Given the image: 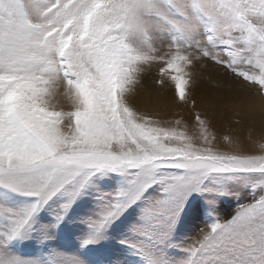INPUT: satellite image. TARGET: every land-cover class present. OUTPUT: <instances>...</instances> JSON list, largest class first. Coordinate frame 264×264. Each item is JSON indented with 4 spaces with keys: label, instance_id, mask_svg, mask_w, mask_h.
Listing matches in <instances>:
<instances>
[{
    "label": "snow or ice",
    "instance_id": "snow-or-ice-1",
    "mask_svg": "<svg viewBox=\"0 0 264 264\" xmlns=\"http://www.w3.org/2000/svg\"><path fill=\"white\" fill-rule=\"evenodd\" d=\"M157 65L154 83L175 82L184 105L195 107L197 66L264 96V0H0V264H41L8 246L49 202L63 198L67 210L110 174L123 184L97 197L82 246L139 206L136 239L123 243L146 264H264V143L256 154L255 142L218 137L201 112L190 134L183 118L138 111L134 98ZM237 173L252 198L169 256L193 194L232 195L207 182ZM10 196L32 200L12 207ZM49 260L84 264L70 253Z\"/></svg>",
    "mask_w": 264,
    "mask_h": 264
},
{
    "label": "rangeland",
    "instance_id": "rangeland-1",
    "mask_svg": "<svg viewBox=\"0 0 264 264\" xmlns=\"http://www.w3.org/2000/svg\"><path fill=\"white\" fill-rule=\"evenodd\" d=\"M158 67L159 65L154 66L144 75L141 87L146 84L145 79L147 80L148 78V85L151 82V86L157 92H165L164 90L169 92L171 90L173 92L171 101L174 102V106L180 107V109L168 114L167 111L161 109V105L151 98L140 103V105L145 106L143 108L134 103L135 108L140 112H146L154 116V118L163 120L183 118L188 123L189 133L194 134L197 131L195 128L194 114L196 112H206L205 109L200 107L193 113L191 111V102H189L188 105H184L182 102L180 103L175 82L165 81L164 88H160L156 85L154 80L158 78ZM195 71L199 73L197 80L202 79L210 84H216L217 82L220 85L228 86L234 92L232 96L234 95L236 98L230 101V105L234 108L233 111H235V113L233 112L234 115L231 116L233 120H224V112L221 110L222 115L220 117L222 118V124L220 130H217L216 126L213 124L212 131L216 133L218 137L231 135L234 138H239L240 141L243 139L249 143L255 142L256 154H259V144L264 143V129L260 133V136L255 137L253 135L255 127L250 122L248 126L242 128L244 131L241 132L242 130L240 131V128L237 127L239 118L236 117V115H238V113L239 115L246 114V110L239 108L241 105L237 106L238 103H244L241 98L243 95L247 96L250 94L261 98L263 100L262 109L260 108L262 111H264V96L246 88L238 87V83L240 82L236 81L233 77H226L222 70L214 69L211 65L208 69L199 68V66H197ZM189 87V85H186V92H188ZM149 89L152 88L150 87ZM156 91L153 92V95L156 94ZM242 91L246 92L241 95ZM192 92L193 89L191 90L189 99L196 100L192 96ZM175 101H178L179 104H175ZM168 105L170 106V103ZM63 107L65 111L74 110L71 108L70 104H65ZM190 114H193V116L191 117ZM213 114L214 113L211 112L209 115L205 114V116L211 119ZM246 119L248 118L246 117ZM233 122L236 126H231L230 123ZM241 134L244 135V138L240 136ZM122 184L123 178L119 175H98L95 178V185L90 187L87 194L78 199L69 209L64 210L61 208V204L64 202L63 198L58 197L56 200L49 202V204L35 216L25 236L21 239L12 241L8 246L9 253L20 257L36 258L41 261V264H51L49 257L56 252L77 255L84 261V264H146L145 260L135 248L129 246L127 243H123V241L126 240L136 239L131 229L139 220V206L129 209L119 220L108 227L97 243L88 245L87 247L82 246V240L91 231L88 220L90 217L96 215L100 205L103 203V201L97 199V197L102 192H111ZM207 186L210 188L223 187L234 194L219 195L217 191H210L203 195L193 194L189 203H194L195 211L188 215L181 216V222L177 224L173 236L174 246L168 250L169 256L180 257L183 255L180 250L181 246L187 243L190 237L195 236L200 229L214 222L217 216H230L238 206V203L252 198V188L249 186L247 177L243 173L233 174L219 182L209 180ZM97 188H99L100 191H97ZM150 191L154 192V189ZM6 199L8 205L12 207L27 204L32 200V198L24 196H10ZM185 212H188V208L185 209ZM61 214H63L64 217L62 221L57 219Z\"/></svg>",
    "mask_w": 264,
    "mask_h": 264
},
{
    "label": "bare ground",
    "instance_id": "bare-ground-1",
    "mask_svg": "<svg viewBox=\"0 0 264 264\" xmlns=\"http://www.w3.org/2000/svg\"><path fill=\"white\" fill-rule=\"evenodd\" d=\"M145 81L146 84L143 85V87H140L139 94L134 98V103L136 105H139L141 108H143L145 106L140 105V103H143L144 100L151 98L155 100L159 105H161V109L167 111L168 114H171L172 112H175L176 110L180 109V107L178 108L177 106H174L173 105L174 102L171 101V97L173 95V92L171 90L169 92L166 90H164L165 92L162 91L157 92L151 86L152 85L151 82L148 85L149 82L148 78L147 80L145 79ZM197 81H198L197 85L192 92L194 94V95L192 94V96L196 99L195 100L196 104L195 107L193 106L191 107V111L194 113L196 110H198L201 107L206 111V112H202L203 115L205 114L209 115L211 112H213L214 114L211 117L212 124L216 126L217 130L218 129L220 130V126L222 124V118L220 117L222 115L221 110H223L224 112L223 115L225 117L224 120L227 121L233 120V117L231 118V116L234 115L233 112L235 113V111H233L234 108L230 105V101L236 99L234 95L232 96L234 92L228 86L220 85L217 82L216 84L214 83L210 84L209 82H205L202 79ZM147 85L150 86L152 89H149L150 87H148ZM154 91H156V94L153 95ZM246 91H242L241 95H243ZM186 95H188V92H186ZM230 95L232 96V98ZM241 98L244 103L242 104L238 103L237 106L241 105V107L239 108H241L242 110H246V114L236 115V117H238L240 120V123L237 124V127H239L241 131L244 126H248V124L251 122L255 127V131L253 135L255 137L260 136V133L264 129V111L261 110L263 106V100L261 98L255 97L254 95H250V94H248L247 96L243 95ZM169 103L170 106L168 105ZM175 104H179L178 101H175ZM190 115L191 117L193 116V114ZM246 117L248 119H246ZM230 124L231 126L235 125L234 122ZM243 131L244 130H242L241 132ZM240 136L244 138L243 134H241ZM238 140L240 139L238 138ZM242 141L244 140L242 139Z\"/></svg>",
    "mask_w": 264,
    "mask_h": 264
}]
</instances>
